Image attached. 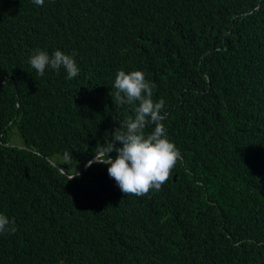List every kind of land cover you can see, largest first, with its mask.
Segmentation results:
<instances>
[{"label": "trees", "instance_id": "trees-1", "mask_svg": "<svg viewBox=\"0 0 264 264\" xmlns=\"http://www.w3.org/2000/svg\"><path fill=\"white\" fill-rule=\"evenodd\" d=\"M36 49L79 75H38ZM119 70L182 157L142 197L83 167L138 106L113 102ZM0 214V264H264V0H0Z\"/></svg>", "mask_w": 264, "mask_h": 264}, {"label": "clouds", "instance_id": "clouds-1", "mask_svg": "<svg viewBox=\"0 0 264 264\" xmlns=\"http://www.w3.org/2000/svg\"><path fill=\"white\" fill-rule=\"evenodd\" d=\"M32 2L38 6L44 4V0ZM28 63L40 76H43L46 68L58 72L62 67L68 79L77 77L80 72L72 56L60 50H54L50 55L46 50L36 49ZM153 87L142 71L117 72L114 81L116 91L111 96L113 102L120 105L138 103V106L134 109V115L124 120L123 129L119 125L112 131L110 139L106 132L104 142H97L93 159L87 164L108 165L109 176L126 196L142 197L151 190L159 191L170 178L178 160L182 159L180 150L168 139L167 130L162 123L165 118V101L153 100ZM150 123L154 125V129L146 134L145 128ZM8 143L10 144L9 141L6 144ZM76 175L78 174L69 180ZM15 230L14 221L0 214V234L14 233Z\"/></svg>", "mask_w": 264, "mask_h": 264}, {"label": "rangeland", "instance_id": "rangeland-1", "mask_svg": "<svg viewBox=\"0 0 264 264\" xmlns=\"http://www.w3.org/2000/svg\"><path fill=\"white\" fill-rule=\"evenodd\" d=\"M8 140L12 146L22 147L23 142L17 128L13 127L9 132Z\"/></svg>", "mask_w": 264, "mask_h": 264}, {"label": "water", "instance_id": "water-1", "mask_svg": "<svg viewBox=\"0 0 264 264\" xmlns=\"http://www.w3.org/2000/svg\"><path fill=\"white\" fill-rule=\"evenodd\" d=\"M6 79H8V77H7ZM6 79H5V80H6ZM10 79L12 80V82L14 81V80H13V77H11ZM8 145H10V144L8 143ZM50 163H51L54 167H56L57 169L61 170V169L59 168V166H58L54 161H50ZM87 164H88V163H87ZM87 164H85L83 167H86ZM83 167H82V168H83ZM174 179H175V177H174Z\"/></svg>", "mask_w": 264, "mask_h": 264}]
</instances>
